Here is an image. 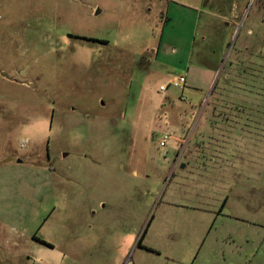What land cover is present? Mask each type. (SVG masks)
Here are the masks:
<instances>
[{"label": "rangeland", "instance_id": "374dc122", "mask_svg": "<svg viewBox=\"0 0 264 264\" xmlns=\"http://www.w3.org/2000/svg\"><path fill=\"white\" fill-rule=\"evenodd\" d=\"M0 264H264V0H0Z\"/></svg>", "mask_w": 264, "mask_h": 264}, {"label": "built area", "instance_id": "2783aa9c", "mask_svg": "<svg viewBox=\"0 0 264 264\" xmlns=\"http://www.w3.org/2000/svg\"><path fill=\"white\" fill-rule=\"evenodd\" d=\"M183 83V77L179 76L176 79H174L173 81L170 82V84L172 86H178L179 84ZM165 88L163 86H158V90H164ZM168 138V135L166 134H162L159 141H158V145L159 146H163V144L165 143V140Z\"/></svg>", "mask_w": 264, "mask_h": 264}, {"label": "trees", "instance_id": "16d2710c", "mask_svg": "<svg viewBox=\"0 0 264 264\" xmlns=\"http://www.w3.org/2000/svg\"><path fill=\"white\" fill-rule=\"evenodd\" d=\"M140 238H141V235L138 237V239L136 241V245L137 246H139ZM35 240L38 241V242H40V243H42V244H44V245H46V246H50L47 242H44L43 240H39V239H36V238H35Z\"/></svg>", "mask_w": 264, "mask_h": 264}]
</instances>
